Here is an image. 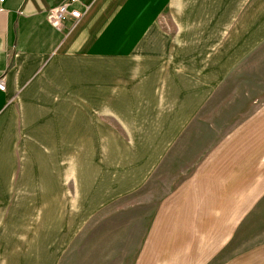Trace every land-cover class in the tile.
Listing matches in <instances>:
<instances>
[{
	"label": "crops",
	"instance_id": "obj_1",
	"mask_svg": "<svg viewBox=\"0 0 264 264\" xmlns=\"http://www.w3.org/2000/svg\"><path fill=\"white\" fill-rule=\"evenodd\" d=\"M67 1L0 0V264H75L123 202L134 264L204 263L264 195V0Z\"/></svg>",
	"mask_w": 264,
	"mask_h": 264
},
{
	"label": "rangeland",
	"instance_id": "obj_2",
	"mask_svg": "<svg viewBox=\"0 0 264 264\" xmlns=\"http://www.w3.org/2000/svg\"><path fill=\"white\" fill-rule=\"evenodd\" d=\"M1 135L4 137V133ZM126 205L124 202L114 205L95 219L72 246L77 252L70 260H76L75 264H134L139 259L138 251L148 247L145 239L153 226L156 209ZM191 229L195 233L189 236L198 237V226ZM198 243L194 239L184 240V264H198L192 256ZM160 245L164 247V242ZM218 246L204 257L202 264H248L250 259L264 264V195L236 217L228 239ZM68 260L64 264H71Z\"/></svg>",
	"mask_w": 264,
	"mask_h": 264
},
{
	"label": "built area",
	"instance_id": "obj_3",
	"mask_svg": "<svg viewBox=\"0 0 264 264\" xmlns=\"http://www.w3.org/2000/svg\"><path fill=\"white\" fill-rule=\"evenodd\" d=\"M1 1L3 2L4 0ZM75 1L76 0H68L65 4L49 10L47 14V19L50 22V24L57 29H61L64 21L68 17L73 18L74 20H79L82 17V14L79 11L74 10L69 12L67 10L68 4L74 3ZM4 90H5V85L3 83L2 78H0V91H4Z\"/></svg>",
	"mask_w": 264,
	"mask_h": 264
}]
</instances>
